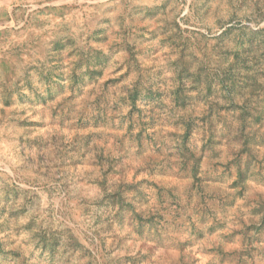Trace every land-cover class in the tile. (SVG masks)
<instances>
[{
	"label": "rangeland",
	"instance_id": "rangeland-1",
	"mask_svg": "<svg viewBox=\"0 0 264 264\" xmlns=\"http://www.w3.org/2000/svg\"><path fill=\"white\" fill-rule=\"evenodd\" d=\"M0 264H264V0H0Z\"/></svg>",
	"mask_w": 264,
	"mask_h": 264
}]
</instances>
